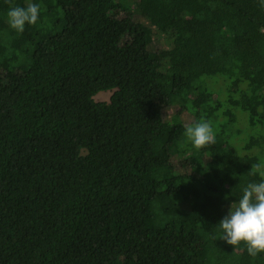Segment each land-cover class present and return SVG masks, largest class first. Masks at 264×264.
Listing matches in <instances>:
<instances>
[{
    "label": "trees",
    "instance_id": "1",
    "mask_svg": "<svg viewBox=\"0 0 264 264\" xmlns=\"http://www.w3.org/2000/svg\"><path fill=\"white\" fill-rule=\"evenodd\" d=\"M256 164L264 0H0V264H264L220 239Z\"/></svg>",
    "mask_w": 264,
    "mask_h": 264
},
{
    "label": "clouds",
    "instance_id": "2",
    "mask_svg": "<svg viewBox=\"0 0 264 264\" xmlns=\"http://www.w3.org/2000/svg\"><path fill=\"white\" fill-rule=\"evenodd\" d=\"M40 6L28 3L26 6H11L7 12L11 28L22 33L25 25H35L39 19ZM185 135L196 149H202L215 143V134L207 121L195 122L185 126ZM264 178L260 164L252 166L250 174ZM223 234L220 239L235 247L241 242L247 246V252L255 257L264 253V179L259 183H249L243 189L242 198L230 206L228 214L220 220Z\"/></svg>",
    "mask_w": 264,
    "mask_h": 264
},
{
    "label": "rangeland",
    "instance_id": "3",
    "mask_svg": "<svg viewBox=\"0 0 264 264\" xmlns=\"http://www.w3.org/2000/svg\"><path fill=\"white\" fill-rule=\"evenodd\" d=\"M38 32H40V30L38 29ZM110 94H111V91H100L96 96H95V99L97 100H104V101H108L109 100V97H110ZM218 142L215 140V143L214 145H216ZM229 184H232V180H229ZM223 191H228V187L226 186ZM164 202L165 204L167 205V207L169 208H175V204L174 202H171L169 200L168 197H164Z\"/></svg>",
    "mask_w": 264,
    "mask_h": 264
}]
</instances>
